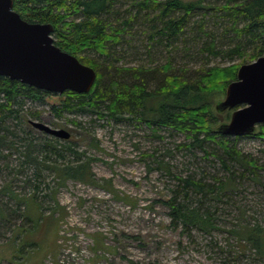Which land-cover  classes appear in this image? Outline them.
<instances>
[{
	"label": "trees",
	"instance_id": "16d2710c",
	"mask_svg": "<svg viewBox=\"0 0 264 264\" xmlns=\"http://www.w3.org/2000/svg\"><path fill=\"white\" fill-rule=\"evenodd\" d=\"M13 1L14 10L23 20L52 24L55 45L97 72L90 93L66 92L58 104L51 105L54 119L74 112H90L100 119L138 121L153 129L187 134L191 139L188 149L197 147L209 155L204 145L212 142L221 151L218 158L228 174L226 179L213 176V181H206V173L201 178L176 176L177 189L165 202L172 223L207 232L214 229L213 215L207 209L202 210L203 203L220 201L221 195L236 188L237 167L242 170L240 176L244 172L254 174L259 168L238 150L237 137L232 142L217 131L220 125L229 122L233 111L218 112L215 104L224 99L228 85L237 80L240 66L235 63L215 66L211 60L218 57L233 60L238 56L240 63L248 64L264 55V0ZM118 47L133 50L135 57L131 60L135 58V65L119 66L124 56L123 51L118 54ZM249 48L252 49L248 55ZM84 51H93L100 58L82 57ZM143 56L150 64L144 63ZM162 59L166 63H160ZM178 60L187 63L176 66ZM189 62L194 65L189 67ZM51 96L0 77V132H3L0 147L20 155V167L14 169L16 175L32 172L23 182L31 192L30 198L24 192L14 191L12 183L0 189V198L16 205L8 212L0 199V222L7 223L8 218L17 216L31 231H36L41 221L31 214V201L44 217L42 203L37 199L44 185L41 177L44 170L54 173L60 184L69 180L95 182L91 160L84 158V152L71 144H59L53 137L51 141L44 139L42 145L35 143L37 137L32 131L37 130L30 126L29 120L30 117L39 120L42 112L25 108L28 103L46 104ZM69 121L78 126L76 121ZM249 137L264 141V126ZM49 160L57 164L62 160V165L47 164ZM56 193L51 192V200L57 203ZM55 210L52 208L51 216ZM24 225L11 226L12 235L27 233ZM260 232L257 228L243 227L235 234L264 255Z\"/></svg>",
	"mask_w": 264,
	"mask_h": 264
},
{
	"label": "rangeland",
	"instance_id": "374dc122",
	"mask_svg": "<svg viewBox=\"0 0 264 264\" xmlns=\"http://www.w3.org/2000/svg\"><path fill=\"white\" fill-rule=\"evenodd\" d=\"M134 44L139 46L138 42ZM116 49L118 54L123 51L120 67L135 65V58L131 60L135 57L132 49ZM251 49H247L248 55ZM84 56L100 58L93 51H84ZM142 58L145 64H150L146 56ZM211 61L215 66L243 64L238 56L233 60L218 57ZM163 62L166 63L165 59L160 63ZM186 63L178 60L175 65ZM193 65L189 62V67ZM52 95L46 104L28 103L25 109L41 111L37 121L71 133L68 142L57 140L85 153L84 158L91 160L95 182L69 180L60 184L54 173L44 170L41 174L44 185L37 197L44 217L31 201V214L41 218L36 231H31L17 216L8 218L7 223L0 222V264H264V255L235 234L243 227L257 228L264 239L263 140L238 138V150L259 169L240 176L242 170L237 167L236 188L221 195L220 201L203 203L202 210L207 209L213 215L214 229L207 232L184 228L172 223L170 208L165 204L177 189L175 177L201 178L206 173V181H213V176L224 179L228 174L218 158L221 151L212 142L204 145L209 155L197 147L188 149L191 139L187 134L153 129L138 121L100 119L90 112H74L54 119L51 105L62 98ZM69 120L76 121L78 126ZM32 132L37 137L35 143L40 145L44 139L51 141L53 137ZM229 139L233 142L235 137ZM20 158L17 152L0 147V189L12 183L14 191L24 192L30 198L31 192L23 182L32 172L16 175L14 171L20 167ZM47 164L61 166L62 160L58 164L49 160ZM54 191L57 203L51 200ZM0 199L8 212L16 208L14 201ZM52 208L57 209L54 216ZM14 224L24 225L28 232L12 235L10 228ZM43 226L50 230L47 239L42 238Z\"/></svg>",
	"mask_w": 264,
	"mask_h": 264
},
{
	"label": "water",
	"instance_id": "95a60500",
	"mask_svg": "<svg viewBox=\"0 0 264 264\" xmlns=\"http://www.w3.org/2000/svg\"><path fill=\"white\" fill-rule=\"evenodd\" d=\"M53 33L52 24L27 22L14 10L13 0H0V77L54 95L90 93L97 72L56 46ZM215 110L233 111L229 122L217 130L228 137L251 136L259 126H264V56L240 66L237 80L228 85ZM31 123L53 137H71L65 129Z\"/></svg>",
	"mask_w": 264,
	"mask_h": 264
},
{
	"label": "flooded vegetation",
	"instance_id": "af4514ba",
	"mask_svg": "<svg viewBox=\"0 0 264 264\" xmlns=\"http://www.w3.org/2000/svg\"><path fill=\"white\" fill-rule=\"evenodd\" d=\"M32 121H37V120H32V119L29 120V124H30V126H31L33 129L39 131V132L42 133V134L49 135V134H47V133H45V132H43V131H40L39 129L35 128V127L32 125V123H31ZM37 122H39V121H37ZM49 136H51V135H49ZM54 138H56V137H54ZM70 138H71V137H70ZM56 139H59V138H56ZM61 140H63V139H61ZM69 140H70V139H69ZM64 141H68V140H64ZM41 233H42V238H43V239H47L48 234H50V230H49V228H48L47 226H43V227H42V231H41ZM29 244H31V243H29ZM27 245H28V244H27Z\"/></svg>",
	"mask_w": 264,
	"mask_h": 264
},
{
	"label": "built area",
	"instance_id": "2783aa9c",
	"mask_svg": "<svg viewBox=\"0 0 264 264\" xmlns=\"http://www.w3.org/2000/svg\"><path fill=\"white\" fill-rule=\"evenodd\" d=\"M62 262V261H61Z\"/></svg>",
	"mask_w": 264,
	"mask_h": 264
}]
</instances>
